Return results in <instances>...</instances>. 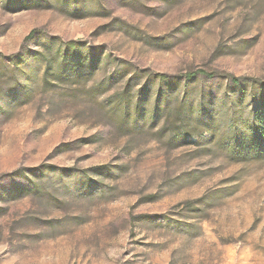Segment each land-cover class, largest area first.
<instances>
[{"label":"rangeland","instance_id":"obj_1","mask_svg":"<svg viewBox=\"0 0 264 264\" xmlns=\"http://www.w3.org/2000/svg\"><path fill=\"white\" fill-rule=\"evenodd\" d=\"M53 36L80 77L45 83ZM226 73L264 82V0H0V264H264V142Z\"/></svg>","mask_w":264,"mask_h":264},{"label":"trees","instance_id":"obj_2","mask_svg":"<svg viewBox=\"0 0 264 264\" xmlns=\"http://www.w3.org/2000/svg\"><path fill=\"white\" fill-rule=\"evenodd\" d=\"M36 30L31 31V33L26 37V39L32 38L35 35ZM82 44H78V42L74 40H70L67 42H62L59 37L53 36L47 42V53L46 54V70H45V83L48 84L51 81V76L53 75L57 80L64 79L65 76L69 77L74 75V77H80L82 75L81 63H74L73 53H75L78 49V46ZM102 59L98 61L94 57L91 58V66L92 68H98L99 63H101ZM125 68L122 70H116L112 73L111 77L108 79V82L105 85H108L109 82L117 81L120 82L123 78L126 77L127 73L123 72ZM150 77H157L160 80V83H167L170 79V76L164 73H156L151 69L147 68L143 70ZM68 74V75H67ZM215 72H204V71H195L190 72L186 76L190 80H196L199 76H215ZM229 80V83L232 84L236 88L244 89L246 88V94L248 90V97L251 99L252 105V113H253V121L254 123L251 126H247L249 129V133L253 132L255 134L257 143L262 146L264 142V82L257 78L250 77H242L237 76L232 73L222 74ZM67 77V78H68ZM177 76H174L173 79H176ZM104 82H102L97 88L104 89ZM108 87V86H107ZM106 89V88H105ZM123 100L127 99V96L122 98ZM179 115L182 116V121L180 124L188 122V117H190L189 109H185L179 111ZM192 130L189 133L195 135V130ZM237 145V144H236Z\"/></svg>","mask_w":264,"mask_h":264}]
</instances>
